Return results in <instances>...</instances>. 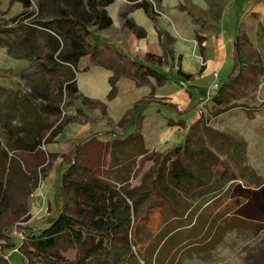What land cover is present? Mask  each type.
<instances>
[{
  "label": "crops",
  "instance_id": "1",
  "mask_svg": "<svg viewBox=\"0 0 264 264\" xmlns=\"http://www.w3.org/2000/svg\"><path fill=\"white\" fill-rule=\"evenodd\" d=\"M12 1H19L26 10L6 23L2 22L0 15V28L11 29L9 32H0V38L11 41L12 44L10 48L4 45L0 46V49L6 52L11 62H16L13 64L15 67L25 66L27 69L20 68L19 71H14L0 67L2 70L6 69L9 74L15 75V81H12L11 86H4L0 81V145H3L6 139L3 125L7 118L11 117L10 122L15 125H20L21 118H25L27 126L28 121L33 120L34 112L29 111L22 116L20 113L23 107L19 104L25 102L34 105L28 95L31 87L37 83V86L41 85L40 87L46 82L51 83L48 81L50 75L43 71L41 65L46 61L43 56L49 49L45 45L44 36L36 32L33 43L26 47L17 43L20 41L21 32L17 29L19 25L16 22L26 12L34 9V2L32 0ZM154 1L158 9L154 15L155 21L141 8L134 9L128 14V17L137 25L144 28L145 37L138 38L124 26L119 16L120 11L127 7L128 0H114L105 6L107 14L112 19L111 26L101 30L93 25L88 26L89 35L85 36V42L90 45L89 49H97L96 61L93 62L89 56H85L78 60L75 68L60 69L67 74L74 72L75 84L81 98H75L69 102L66 114L75 115L80 120L64 125L51 140H43L39 146V149L44 152V154L41 153V157L45 158L47 154L59 155L60 175L67 167V161L63 155L66 159L76 157L78 162L98 168L102 179L117 187L127 184L130 189L138 166L150 160L151 151H168L174 157L177 154L173 152V149L177 147L182 149L190 138L192 139L191 150L197 153L193 154L192 162L193 159H201L203 169H209L208 172L213 171L216 165L208 163V158L204 155L207 152L216 155L222 153L227 160H230V163L234 166L238 165L243 173V162L246 160V165L259 177L258 183L253 181L259 188L264 184V179L253 170L249 157L254 150L264 146L261 147V139L258 140L254 131L252 132L251 125L258 119L264 120V110L238 104L213 116L216 119L220 118V121L221 118L226 120V125L221 124L220 127H216L206 122L210 131H204L201 123L197 124L201 119L197 111L189 112L186 119H183V115L190 104L193 102L198 104V101L202 100L201 98L194 101L195 95L206 97L208 87L214 81H218L221 87L231 78L240 73L243 74L244 71H246L243 74L244 77L255 81L253 84L248 82V86L264 81V75L253 76L247 72L249 67L256 63L252 61L241 63L234 55L235 37L237 32L240 34L241 21L253 13L264 15V2H255L245 12L235 32L228 35L229 33L223 27L218 31L216 29V26L221 24L225 0L220 3L216 0ZM2 2L3 0H0V5ZM45 20L42 19V21ZM7 49L29 50L25 58L10 55ZM30 49H34V52ZM243 64L244 68L241 67ZM98 68L102 71H97ZM145 68L151 69V74H143ZM93 69L96 74L102 73V80L105 83H102L101 89L100 87L98 90L91 88L88 91L85 89L86 83L81 82L79 76L80 73ZM114 75L117 76V92L113 98L108 99L107 94L111 88L109 79ZM3 76L0 79H4ZM59 77L63 78L55 73L52 75V80H58ZM92 84L96 85L94 80ZM199 86H202V90L198 89ZM243 86L244 84L236 93L239 97H246L245 92L254 90ZM82 97L91 102L84 103ZM214 97L208 100V102L211 101L213 109L218 107ZM235 101L239 100L235 99ZM7 102L13 103L16 108L12 107L11 111H8L5 105ZM77 108L81 109L80 114L77 113ZM236 108L241 109L238 111L239 116L227 113L237 110ZM229 116L243 117L239 123L249 130L250 136L241 133L232 135L227 129L228 122L233 120ZM261 123L264 125V121ZM195 124L198 126H195L192 131L191 128ZM225 136L232 140L235 146L228 144V141L222 146ZM234 149L242 152L241 159L238 156H230ZM198 151H202L201 154H198ZM179 154H182V150ZM46 160L47 158L44 161ZM28 163L32 166L36 164V162ZM219 165L222 168L227 167L229 171L228 165L220 163ZM49 172L48 168L40 180L41 185L31 194L33 214H42L44 202L49 201L43 193L51 189ZM247 179L253 180L250 177ZM139 185L140 183L134 186ZM255 191L258 192V189Z\"/></svg>",
  "mask_w": 264,
  "mask_h": 264
},
{
  "label": "trees",
  "instance_id": "2",
  "mask_svg": "<svg viewBox=\"0 0 264 264\" xmlns=\"http://www.w3.org/2000/svg\"><path fill=\"white\" fill-rule=\"evenodd\" d=\"M32 1L34 2V9L26 12L16 22L19 25L17 29H20L21 32L20 41H17V43L26 47L28 44L33 43L32 40L36 32L44 36L45 45L49 49H47V52L43 56L46 61L42 62L41 65L43 66V71L50 75V80L48 81L52 84L46 82L40 87L41 85L37 86V83L31 87L28 95L34 105L25 102L19 103L23 107V111L20 113L22 116H25L26 112H34V118L28 121V126L25 124L27 123L25 118H21L20 125L11 124V117L7 118L4 122L3 133L6 134V139L3 141V145H0V239L4 238V229L8 225H14L23 232L21 235L22 242H32L36 249L43 253L52 251L58 246L61 248L60 250H67L68 248H78L88 245L85 247V252L82 256L79 257L78 254L77 260L75 262H67L68 264H97L104 250H108L110 253V264H134L136 254L132 251H125L122 263H117L118 248L112 244L115 239L123 238L125 241L130 239L129 234L131 233V240L134 242L138 256L140 259L150 263L143 250L145 247H151V245L157 246L158 249L160 242L147 244L144 247L142 243H137L135 239L133 240V237H137L139 221L145 219L144 213L143 215H137L136 222L131 226L133 208H136L137 201L145 196L149 197L154 191L159 194V197L163 200V204L168 201L166 199H171L172 204L166 202L165 206L174 210L175 214L170 216L172 221L180 220L187 216L186 214L179 215L176 202L172 196L164 193L158 185L154 186L157 182L154 175L150 179V182H153V184L149 186L147 183L148 188L137 186L129 190L127 184L117 187L115 184L102 179L99 176L98 168L84 165L78 162L76 157L66 159V156L63 155V158L67 161V167L60 175L57 189L62 201L60 211L57 216L47 221L46 226L42 228L35 230L29 227H20V223L25 222L29 218L27 213L28 197L39 185L43 174L50 165V161L54 157H57L56 154H47L45 155L47 160L44 161V156L43 158L41 157V153L44 154V152L39 149V146L43 140H51L64 125L80 120L75 115L62 114L64 111L62 108L64 101H67L69 104L75 98H81V95L78 93L75 84L74 72L67 74L63 73L60 69L63 67L75 68L78 60L85 56H89L93 62L96 61L97 49H89L90 45L85 42V36L89 35L87 28L89 25H93L96 29L101 30L111 26L112 19L107 14L105 6L111 4L114 0ZM128 2L127 7L120 11L119 16L123 20L124 26L138 38L145 37L146 32L144 28L137 25L128 17V14L134 9L141 8L155 21L152 4L148 0H128ZM42 19L46 20L42 21ZM10 30V28H0V32H9ZM240 41L241 36L237 32L234 43V55L238 61H241ZM4 45L8 46V48L12 46L11 41H4L0 38V46ZM27 50L29 49H7L10 55L25 58L28 54ZM30 50L34 52V49ZM17 52L20 53L17 54ZM257 62L261 61L257 60ZM151 72V69L145 68L143 70V74H151ZM247 72L253 76L257 74L264 75V62L252 64ZM55 73L63 76V78L59 77L58 80H52V75ZM116 79V75L109 79L111 88L107 94L108 99L116 95ZM248 82L253 84L255 81L252 78L244 77L240 73L224 83L213 98L214 102L218 105L213 114L215 115L228 108L238 106L231 102V98H235L234 94L239 92L243 84V87H249L247 85ZM82 98L84 103L91 102L85 97ZM5 105L8 111H11L12 107L16 108L10 102H7ZM76 110L80 114L81 109L77 108ZM200 123L204 131L211 130L202 117L197 124L199 125ZM197 124L193 125L192 131L195 126H198ZM211 132L217 133L215 131ZM226 138L223 141L224 144L221 143L222 146L227 144V141L231 146H235L232 140L228 137ZM191 141L192 139L189 138L182 146V149L178 147L173 149V152L177 156L172 157L169 153L163 159L168 165L166 169V177L168 178L166 184H169L170 188L185 194L184 196L186 197H193V200H201L198 205L200 207L211 200H218L222 192L226 191L225 189L227 183L231 180V176L227 167H223L221 171L216 169L219 163L211 162L213 165H216V168H213V171H209V173L213 174L212 176L221 175V179L210 177L205 169H203L201 159H193L192 162L193 154L197 153L191 150ZM180 150H182L181 155L179 154ZM211 155L212 153L207 152L204 156L211 158ZM230 156H238L241 159L242 152L234 149ZM28 162H36V164L32 166ZM242 168L244 178L250 177L257 183L259 182V177L254 174L245 162H243ZM163 169L164 166L162 165L156 171L157 176H163ZM240 187L242 188V185ZM134 196L137 198L135 199ZM241 197H245L244 191L241 193ZM130 200L134 202V205H131ZM229 205L230 203L225 205L223 210L229 207ZM239 205L237 204L235 207ZM189 206L188 211H191L194 206ZM196 211L197 208L195 209ZM195 212L192 224H195L199 220L198 216L200 214L204 215L203 212ZM226 215L229 214L226 213ZM225 216L224 218L226 219ZM237 217H230L227 223H229L231 218ZM239 218L249 221L242 216ZM251 221L249 222L251 223ZM252 222L255 223L254 221ZM201 224L207 227L206 221L201 222ZM186 226H178L175 228V232H179ZM162 247L163 245L161 249ZM157 255H159L158 250L156 251L155 258ZM54 256L64 258L59 250L54 252ZM89 258L91 260L89 263H86V260Z\"/></svg>",
  "mask_w": 264,
  "mask_h": 264
},
{
  "label": "rangeland",
  "instance_id": "3",
  "mask_svg": "<svg viewBox=\"0 0 264 264\" xmlns=\"http://www.w3.org/2000/svg\"><path fill=\"white\" fill-rule=\"evenodd\" d=\"M149 1L152 4V11L156 14V10L158 9L155 1ZM223 1L224 0H216L218 3ZM257 1L260 3L264 2V0H225L222 7L221 24L216 26L217 31L223 27L226 32L229 33L228 35H232L245 12ZM25 10L26 9H24L19 1L3 0L0 5L2 22L6 23L11 21V19L15 18L19 13ZM239 30L242 49L240 62L245 63L246 61H252L256 64L264 62V15L253 13L250 16L245 17L244 20L241 21ZM257 60H260L261 62H257ZM15 63L16 62H11L9 56L3 49H0V67L19 71L22 67H15L13 65ZM241 67L244 68V64L241 65ZM25 69H27V67L24 66L22 70ZM97 71L102 70L98 68ZM245 72L246 71H244L243 74ZM2 76L4 79H0V81H2L4 86H11L13 84L12 81H15V75L9 74L6 69H0V78H2ZM102 79V73L98 72V74H96L94 69L89 72H82L79 76V80L86 83L85 89H88V91L91 90V88L98 90L100 87L101 89L102 83H105ZM93 80L96 83L95 86L92 84ZM201 88L202 86L198 87L199 90H202ZM246 88H253L254 90L251 92H245L244 94L246 97H239L237 94H234L235 98H231V100L234 99L232 103L237 105L245 104L247 107L257 108L261 111L264 110V81H258L256 85H251ZM201 98L202 100L204 99L203 97L195 95L194 101ZM235 99H238L239 101H235ZM202 100H199L198 104L196 102L190 104L186 113L183 115V119L187 118L189 112H194L195 110L199 113L200 117H202L203 121H206L209 125L212 124L216 127H220L221 124L226 125L227 122L226 120H223V118H221L222 120L220 121V118L216 119L213 117V112L216 108L213 109L211 101L205 102L200 110ZM67 105V101H64V104L62 105L64 111L62 114L67 113L65 110ZM236 109L237 110L229 111L227 113L239 116L238 111H241V109ZM229 118L233 120L228 122L227 129H229V132L232 135L241 133L248 136L249 130L239 123V121H242L243 117L229 116ZM262 121L264 120L258 119L256 123L251 125V127L253 126L252 132L254 131L258 140L261 139V147L264 146V125H262ZM224 128L226 127L224 126ZM230 129H232L233 133ZM206 145L208 146V144ZM168 154V151H151L149 154L150 160L147 163L138 166L135 173V184H131L133 186L130 187V189L136 188L137 186L134 185H138L139 183L141 188H148V185L150 186L153 184V182H150V179L154 175L156 176L157 181L154 186L156 187L158 185L164 193L168 194V196H172L176 202V208L179 211V215L186 214L187 216L186 218L183 217L180 220L172 221L170 216L175 214L174 210L173 208L165 206L166 202H172L171 199H166L168 201L163 204V200L159 197V194L154 191L149 197L145 196L138 200L136 208H133L131 226L136 222L137 215H143L144 213L145 219L139 221L137 237H133V240L135 239L137 243H142L144 247L147 244H156L158 242H160V245L158 249L155 245H151L149 248H144L143 252L145 256L148 257V261H150V263H147L138 256L134 242L131 240V233L129 234L130 239L126 241L123 238L115 239L112 244L118 248V257L116 258L117 263H122L125 251H132L136 254L134 264H264V184L259 188L256 187L257 182L254 179L248 181L246 178V180L238 165L234 166L222 153H218L217 155L212 153L211 158H208V163L215 162L222 165H228L231 180L227 183L226 191L222 192L218 200H211L210 202L204 203L205 205L202 204L204 205L203 207H201L202 205L199 207L198 205L201 200H193V197H186L184 196L185 194L170 188L169 184H166L168 179L166 177V169L168 165L163 159ZM58 157L59 155L54 157L50 161L48 167L50 171L49 183L51 189L46 191V193L43 192L49 199L48 203H46V201L44 202L43 213L40 215L33 214V199L30 195L27 200V213L29 218L25 222H21L20 227H29L35 230L42 228L47 224V221L57 216L60 211L62 201L57 189L59 186L61 166ZM249 158L253 170L264 179V148H257L252 152V155ZM245 163H247L246 160ZM162 165L164 166L162 173L163 176H157L156 171ZM218 169H222V166L219 165L217 167V170ZM205 171L210 177H215L216 179H221L222 177L221 175L212 176L213 174H210L207 168H205ZM44 175L45 174H43L42 177H44ZM253 181L256 183L254 184ZM40 185L39 182V185L34 191H36ZM241 185L242 188L240 187ZM255 189H258V192L255 191ZM243 191L245 197H241ZM197 192L195 193L197 194ZM134 198L136 199L137 197L134 196ZM225 200H227V202H225ZM130 203L131 205H134V202L131 200ZM226 203H230V205L223 210V207L227 205ZM237 204L240 205L235 207ZM188 206H194V208L191 211H188ZM196 208L197 211L195 212ZM193 211L195 213L203 212L205 217L200 214L198 216L199 220L195 224H192L193 216H195ZM226 213L229 215L225 216ZM232 216L238 217L231 218L229 223H227L228 219ZM240 216L246 220H252L255 223L252 221L251 223L249 221H244L239 218ZM204 221L207 222V227L204 224H201V222ZM178 226L186 227H182L183 229L176 233L175 228ZM22 233V230L14 225H8V227L4 229V238L0 239V264H68L67 262H75L78 258V254L79 257L82 256L85 252V247L88 246L85 245L78 248H68L67 250H60L61 248L58 246L52 251L43 253L37 250L32 242H22ZM162 245L163 247L161 249ZM57 250H59L64 257L63 259L54 256V252ZM157 250L159 255L155 258ZM109 257L110 253L108 250H104L97 264H110ZM90 260L91 258L86 260V263H89Z\"/></svg>",
  "mask_w": 264,
  "mask_h": 264
},
{
  "label": "built area",
  "instance_id": "4",
  "mask_svg": "<svg viewBox=\"0 0 264 264\" xmlns=\"http://www.w3.org/2000/svg\"><path fill=\"white\" fill-rule=\"evenodd\" d=\"M219 88H220V84L218 81H214L212 84L209 85L206 97L201 102L200 110H201V106H203L205 102L210 100L212 97H214L218 93ZM21 240H22V237H21Z\"/></svg>",
  "mask_w": 264,
  "mask_h": 264
}]
</instances>
